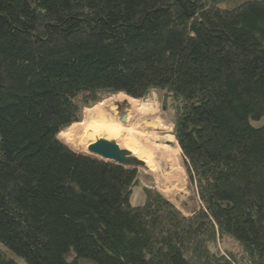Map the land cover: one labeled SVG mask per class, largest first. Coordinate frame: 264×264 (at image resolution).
<instances>
[{"label": "trees", "instance_id": "1", "mask_svg": "<svg viewBox=\"0 0 264 264\" xmlns=\"http://www.w3.org/2000/svg\"><path fill=\"white\" fill-rule=\"evenodd\" d=\"M154 91L198 189L187 217L147 189L134 206L138 170L59 140L105 97ZM225 238L243 254L212 249ZM1 246L28 264H264V0H0V264H18Z\"/></svg>", "mask_w": 264, "mask_h": 264}, {"label": "bare ground", "instance_id": "2", "mask_svg": "<svg viewBox=\"0 0 264 264\" xmlns=\"http://www.w3.org/2000/svg\"><path fill=\"white\" fill-rule=\"evenodd\" d=\"M124 101L128 102V107L123 112L125 121L122 122L117 104ZM139 102L121 94L107 98L94 108L86 109L84 121L64 130L59 135V140L73 150L84 153L89 151L91 144L100 139L122 140V145L118 144L120 148L142 162L148 170L147 173L163 184L167 192H172L171 195L183 192L186 186L185 171L180 165L181 159L177 151L171 146L160 145L159 138L149 134L150 128L168 127L158 119L153 106L147 107L146 103L142 105ZM167 141L173 143L174 138L167 137Z\"/></svg>", "mask_w": 264, "mask_h": 264}, {"label": "rangeland", "instance_id": "3", "mask_svg": "<svg viewBox=\"0 0 264 264\" xmlns=\"http://www.w3.org/2000/svg\"><path fill=\"white\" fill-rule=\"evenodd\" d=\"M118 95H120V94H118ZM121 95H124V94H121ZM107 98H110V97H105L104 99L99 101V103L102 101H105V99H107ZM139 101L141 102V103L140 102L139 103L142 105H145V103H146L147 107H149V105L153 106L155 108L157 114H158V119L160 121H162L163 123H165V125L168 127L167 129H170V130H167L166 128H162V127L159 128V130H160L159 134L160 135L156 136V137L159 138L158 142L160 145L171 146L174 148L175 151H177V153L179 155L178 157L181 159L180 165L182 166V168L185 171L186 186L184 187L183 192H179V193H175V194L171 195L170 193H172V192H170V193L167 192L166 191L167 189L163 186V184L158 183L157 180L155 179V177H153V175L151 176L149 173H147L148 170H146L144 164L141 163V166L137 169L140 173V176H139L140 183H139V186H137L133 190V195L131 197V203L134 206H142L143 202L146 198L145 190L147 189L150 191L159 192L160 194L165 196L169 200V202H172L179 209V211L182 212L186 217L190 216L195 209H198V207L201 206V204H200V200L198 198V189H196L195 184L191 181V179L188 175V170L186 168V158L183 156L181 148L178 145V142H177L176 137L174 135V130H175L174 113H173L174 110L172 107L171 108L169 107V110L165 109L166 106H165V103H163L164 93L160 92V91L159 92L154 91L153 94L151 95V97L146 101H141V100H139ZM127 103L128 102L124 101V103H118L117 104L119 107V114L121 115L122 122L125 121V116H123V112H125V110H127V107H128ZM86 109H92V107L84 108L81 122L84 121V113H85ZM157 125H158V123H157ZM158 126H160V125H158ZM167 137L174 138V142L169 143L167 141ZM108 141L114 142L117 145L119 144L120 146L122 145V140H119V139L118 140L117 139H110ZM76 151H78V150H76ZM78 152L84 153L82 151H78ZM85 153L90 155L89 151L85 152ZM216 244H217V247L212 246V249L214 251H217L221 256H224L228 260H231V255L228 252L235 253L237 255L243 254L242 248L240 247V245L238 243H236L234 240H231L230 238H225V240L220 242V243L218 240ZM1 248H2V252L5 254V256L8 259H10L12 261L14 260L18 264H28L25 262V260H23L22 258L17 256L15 253H12L11 251H9L6 247L1 246ZM74 257H75V254H74V252H72L68 256V260L71 261L74 259ZM78 261H79V264H95L92 261H87L85 259H79Z\"/></svg>", "mask_w": 264, "mask_h": 264}, {"label": "water", "instance_id": "4", "mask_svg": "<svg viewBox=\"0 0 264 264\" xmlns=\"http://www.w3.org/2000/svg\"><path fill=\"white\" fill-rule=\"evenodd\" d=\"M89 154L93 157H99L100 160L106 162H113L118 166L125 168L138 169L141 163L138 159L133 157L130 152L121 149L116 143L100 139L96 143L88 147Z\"/></svg>", "mask_w": 264, "mask_h": 264}, {"label": "flooded vegetation", "instance_id": "5", "mask_svg": "<svg viewBox=\"0 0 264 264\" xmlns=\"http://www.w3.org/2000/svg\"><path fill=\"white\" fill-rule=\"evenodd\" d=\"M160 127H157V128H150L149 129V134H153L154 136H159L160 134V130H159Z\"/></svg>", "mask_w": 264, "mask_h": 264}]
</instances>
